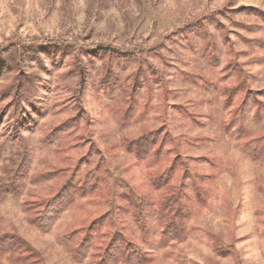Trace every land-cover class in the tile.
<instances>
[{
    "label": "rangeland",
    "instance_id": "374dc122",
    "mask_svg": "<svg viewBox=\"0 0 264 264\" xmlns=\"http://www.w3.org/2000/svg\"><path fill=\"white\" fill-rule=\"evenodd\" d=\"M187 28L195 33L174 40ZM57 44L84 50L70 59L47 48ZM208 44L214 68L201 59ZM96 47L111 56L97 58ZM109 62L120 82L107 98L98 86ZM39 80L32 103L29 85ZM17 88L21 111L9 103ZM84 108L74 146L64 136L44 141ZM160 129L161 159L135 161L126 137ZM176 140L182 154L171 151ZM263 145L264 0H0V264H119L110 261L127 244L142 264H264V156L249 157ZM187 160L197 170L188 178ZM171 165L177 227L155 203L131 209L136 198H127ZM70 185L85 194L39 228L45 203Z\"/></svg>",
    "mask_w": 264,
    "mask_h": 264
},
{
    "label": "trees",
    "instance_id": "16d2710c",
    "mask_svg": "<svg viewBox=\"0 0 264 264\" xmlns=\"http://www.w3.org/2000/svg\"><path fill=\"white\" fill-rule=\"evenodd\" d=\"M203 21V20H202ZM204 22V21H203ZM204 24H206L204 22ZM199 25V24H198ZM194 28L191 30L190 28H187V29H179V31L177 33H174L172 35V37L174 38V40H179L182 36H185V37H188L189 35H192L194 34ZM54 48L55 50H59L57 51L56 53L58 52H62V51H65L67 52V55H69V58L70 59H74V53L73 51L77 52L78 56H80L82 54L81 50H84V49H81L80 47H78V49H74L72 48L71 49H68V44H57V45H49V47L47 48ZM77 47V46H75ZM41 50H43L44 52L47 50L46 48L40 46ZM93 52H95L97 54V58H100L103 60V58H106V57H110V49H107V48H102V47H96ZM200 56V55H199ZM21 57L18 56V60L19 58ZM214 57H215V53L213 52L212 48L208 45H206L202 51H201V59L203 61H205V63L207 62L209 64V68H214L215 65H217V63H212V60H214ZM123 60L122 63H117L118 65L121 64L122 67L126 66V65H129V61L127 58L124 57V59H121ZM103 62V61H102ZM111 62V61H110ZM109 62V67H106L105 68V72H103V75H102V80L104 79L106 83H102L98 86V89L101 87L103 90H105V92H103V94H105V96L107 98H109V94L111 92V89H113V87L117 84V82H120V80L117 81V77H115V72L118 68H115L113 71H111V66L113 63H110ZM11 63V62H10ZM212 64V65H211ZM155 76V74H154ZM156 77V80L159 76H155ZM190 79H185V77L182 76V78H184V80H186L187 82H190L192 84H194L193 86H195L197 84V82H199L200 84L198 85H202L201 86H204L203 88L205 90H209V85L213 84L210 79L207 78V76H202V77H192V76H189ZM164 79V77H163ZM162 79V76H160L159 80L158 81L160 84L161 82L163 81ZM189 80V81H188ZM40 81V80H39ZM171 81H172V78H171ZM40 82H35V83H30L29 85V98L30 100L34 101V97H33V94L36 93V88L38 86V84H40ZM173 83V82H172ZM172 83H170V85H173ZM202 88V87H200ZM34 98V99H33ZM23 99V96L22 94L19 92L18 88L15 90V94L13 95V97L11 98V100L9 101V103L11 104V106L14 108V109H19V111H21L22 109V106H21V100ZM72 102H73V105L77 104V100H76V97H72ZM254 100V99H253ZM31 101H28V102H31ZM256 105H259L260 103L256 102L255 100L253 101ZM11 107V108H12ZM137 109V108H136ZM126 111H128V106L126 108ZM80 115H77L75 114V116L72 118V121L74 122V125H70V124H65V125H62L60 124L58 127H54V129L51 131V133H49V135L46 136V138L44 139V141H48L49 139L50 140H58L60 139L61 137H65V139H67L68 143L71 144V146H74L72 144H74L75 142V139H74V133H70V131H76V130H79L78 126L80 125V120H87V112H86V109L84 108L83 110H80ZM185 114H187V111L185 109ZM123 115V114H122ZM187 116V115H186ZM5 118H7V115L5 113L4 115ZM188 118V116H187ZM12 118L11 117H8V120H6L10 125V128H13V124L11 123L12 122ZM130 120V119H129ZM23 122H26L25 120ZM19 123V122H18ZM7 130L6 128V125H5V131ZM12 130V129H11ZM4 131V132H5ZM65 134V135H64ZM147 134V133H146ZM164 130L163 129H160V130H157V131H150L148 132L147 135H141V136H138L136 138H130L129 136L126 137V140H127V145H128V148H130V151L131 153H133V155H135V161L137 162H141L144 161V162H151L150 158L152 157L151 154L154 153L155 155V158L156 159H161L160 157V154L163 156L162 152L160 153L159 149L160 147H165V144L167 142L166 139V136H164ZM49 137V138H48ZM80 138H83V135H80ZM160 140V145L155 148L156 146V143ZM50 143L51 142H47V144H49L50 146ZM132 143H134V147H132ZM176 143L177 144H173V146L171 147V151L174 152L176 151L177 154H182L181 152V143L179 142V140H176ZM161 149V148H160ZM157 150V151H155ZM155 151V152H154ZM251 151L252 149H248V153L251 154ZM264 156V145L259 149V152L257 154H255V156H249L251 159L253 160H259L261 159L262 157ZM187 165L185 166L184 168V176L186 178H188V175L189 174H195L197 172L196 168H195V164H191L188 162V160L186 161ZM174 165L170 166L167 168L166 171L162 172L160 175H158L157 177H153L151 180H150V183H144V185L142 186H139V189H137L135 187L132 195L128 196V202L131 200V198L135 197L136 198V203L134 205L130 204L128 205L131 209H135L134 206L136 207H142L144 205H151L153 203H155L158 207V210L160 211V213L162 215H164L165 219H169L168 215L173 219V223L171 224V226H175V219H176V216H177V212L176 211H173L171 212V208L173 205L177 204L180 200V198H175L173 197V192L172 190L175 188L174 186V183H170L171 182V179H172V174L175 173V169H174ZM100 167H96L95 170L99 169ZM94 170V171H95ZM95 180L96 183H99L100 180H103L102 177L100 175H98L96 173V177L93 178ZM177 180V179H175ZM103 183H104V186L103 187H106V181L105 179L103 180ZM186 186V185H185ZM63 188V187H62ZM190 188L191 190L193 191V198L195 199L196 202H198L200 199H199V194L197 192H195L194 194V187H192L190 185ZM70 189V190H69ZM67 188H63L61 191H60V194L59 196H56L54 198L53 201H51V204L50 203H45L44 207H45V210L42 211V214L40 215V217L38 218L39 219V228H41L42 230L44 231H47L52 224H54V220L55 218L57 217L58 215V210H60V208H64L67 204H69V200L73 199L76 194L80 193V194H85V192L79 188H74L73 186L70 185V187ZM171 189V190H170ZM182 190H184V186L177 189L178 192H181ZM152 191H155V192H160L162 191V195L161 197H155L154 198V201H152V197H151V193ZM170 192H172L171 195H169L168 197L164 196V195H167L169 194ZM64 194H66V201L64 200V198L60 199V197H62ZM182 194H183V191H182ZM190 197H187V199L189 200ZM199 199V200H197ZM168 204L166 205V207L164 208L163 207V204L165 203ZM131 203V201H130ZM137 210V209H136ZM138 220H137V225L138 227L141 229V231H144L147 233L146 231V228H145V221L143 220V213H141L140 211H138ZM168 213V215H165V213ZM144 225V226H143ZM171 226H169L168 228H170ZM104 225H103V222H98L97 223V230H100L101 228H103ZM159 228H161L159 226ZM182 231V228L180 227L179 228V232ZM178 232V233H179ZM168 235V233H166V230L163 229V234L162 235ZM131 244H127L125 245L123 248L122 246L120 247V251L119 253L117 254V257L116 259H111L110 262H114V263H119V264H142V256L141 254H137L135 257H132L131 254H128V251H131ZM134 246V245H133ZM86 247L87 246H84V244L82 246H78L75 250V257L74 258H77L78 261H83V258L86 257ZM126 250H127V253H126ZM134 250V249H132ZM138 252V251H136ZM135 252V253H136ZM102 259H105L107 260L108 259V256L102 258ZM145 260V258L143 259ZM142 261V262H141ZM97 264H101V262L99 261V263Z\"/></svg>",
    "mask_w": 264,
    "mask_h": 264
}]
</instances>
